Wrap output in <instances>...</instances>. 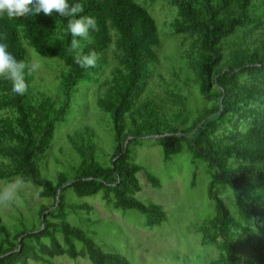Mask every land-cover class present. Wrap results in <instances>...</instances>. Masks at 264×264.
I'll list each match as a JSON object with an SVG mask.
<instances>
[{
	"label": "trees",
	"instance_id": "1",
	"mask_svg": "<svg viewBox=\"0 0 264 264\" xmlns=\"http://www.w3.org/2000/svg\"><path fill=\"white\" fill-rule=\"evenodd\" d=\"M140 1L68 0L70 6L82 3L79 15L97 21L94 42L84 47L85 53H97L91 68H82L67 51V18L57 13L0 18V42L17 59H31L28 47L59 59L60 71L54 66L52 71L65 95L59 105L51 92L34 88L35 74L26 76L23 95L0 79V179L33 183L43 200L38 210L30 208L32 218L13 214L14 228L0 211V264H54L56 255L88 257L93 264H131L102 249L68 217L94 213L96 207L79 197L100 194L110 209L139 211L147 227L168 219L162 205L135 197L143 168L134 159L146 138L158 141L165 161L186 150L192 163H204L211 175L215 210L192 224L203 244L219 251L208 264H264V0H168L179 5L170 25L172 35H183L180 59L203 97L196 110L180 92L177 70L167 81L159 69V28ZM156 78L165 84L158 83L161 95L154 92ZM82 81L99 84L97 105L111 114L116 150L108 152L95 127L84 124L68 134L79 162L54 179L43 177L40 166L50 156L56 125L66 121L72 92ZM148 179L160 187L154 175ZM220 189L232 191L234 210Z\"/></svg>",
	"mask_w": 264,
	"mask_h": 264
},
{
	"label": "rangeland",
	"instance_id": "2",
	"mask_svg": "<svg viewBox=\"0 0 264 264\" xmlns=\"http://www.w3.org/2000/svg\"><path fill=\"white\" fill-rule=\"evenodd\" d=\"M141 3L150 11L159 28L162 39V46L156 48L161 57L159 69L167 81L174 79L173 73L177 70L181 75L178 81L180 92L188 98L190 107L196 110L204 101L198 85L192 80L193 74L180 59L183 35L171 34L170 23L178 16L179 5L168 0H143ZM28 50L31 58H36L42 64L41 70L35 73L32 86L51 92L61 105L65 95L58 89L59 82H54L57 72L52 71L54 67L59 68V59L42 57L32 47H28ZM160 80L155 79L153 88L155 93L161 95L162 87L158 85L159 82L162 83ZM187 81L189 86L186 85ZM83 92L88 95L85 96ZM98 95L99 84L88 81H82L78 90L72 92L66 121L56 125L53 147L49 150L50 156L41 163L43 177L54 179L57 173L70 170L79 162V154L70 144L68 134L74 133L84 124L95 127L100 135V145L108 152L114 153L116 138L113 121L110 113L98 107ZM98 154L105 162L101 152ZM134 161L143 168L137 174L141 189L135 197L145 204L162 205L167 211V220L161 225L147 227L146 218L139 211L110 209L98 194L79 197V200L96 207L94 213L83 211L80 215H70L68 221L83 229L102 249L124 256L131 264H208L217 257L219 251L213 246L204 245L201 234L192 228L196 221L208 218L216 206L215 201L209 197L211 175L205 164H193L186 150L173 156L170 161H165L161 146L155 138H146L142 145L137 146ZM148 174L154 175L160 181V187L152 185ZM8 183V180L0 179V187ZM225 190L220 189L219 194L234 210L232 191ZM21 191L26 192L25 197L21 196ZM39 191V186L33 183L23 184L16 201L9 207L0 208L10 228H14V220L11 217L13 214L18 217L24 214L32 218L30 208L38 210L40 202L43 201L38 195ZM70 195L72 199L78 198L75 194ZM77 246L81 248L82 243L77 242ZM52 260L54 264H93L88 257L56 255ZM30 264L40 263L30 260Z\"/></svg>",
	"mask_w": 264,
	"mask_h": 264
},
{
	"label": "clouds",
	"instance_id": "3",
	"mask_svg": "<svg viewBox=\"0 0 264 264\" xmlns=\"http://www.w3.org/2000/svg\"><path fill=\"white\" fill-rule=\"evenodd\" d=\"M83 12L82 3L70 6L68 0H0V18L15 20L40 13L45 15L57 13L59 17L67 18L63 28L64 35L71 36L67 51L82 68H91L96 65L97 53L95 51L85 53L84 47L94 42L92 33L99 31V28L94 17L79 15ZM58 27L56 22V28ZM41 68L42 64L36 58L17 59L7 50V45L0 42V79L11 82L13 93L25 94L28 90L26 76H33ZM23 183V179L20 178L0 187V208L9 207L16 201Z\"/></svg>",
	"mask_w": 264,
	"mask_h": 264
}]
</instances>
